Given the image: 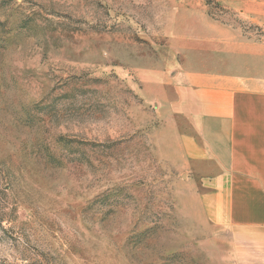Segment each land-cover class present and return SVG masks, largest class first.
I'll return each instance as SVG.
<instances>
[{"label":"rangeland","instance_id":"1","mask_svg":"<svg viewBox=\"0 0 264 264\" xmlns=\"http://www.w3.org/2000/svg\"><path fill=\"white\" fill-rule=\"evenodd\" d=\"M208 36L264 48V0H0V264H240L159 111Z\"/></svg>","mask_w":264,"mask_h":264},{"label":"crops","instance_id":"2","mask_svg":"<svg viewBox=\"0 0 264 264\" xmlns=\"http://www.w3.org/2000/svg\"><path fill=\"white\" fill-rule=\"evenodd\" d=\"M193 51L161 82L159 111L175 130L176 150L201 168H221L240 264H264V48L208 36Z\"/></svg>","mask_w":264,"mask_h":264}]
</instances>
